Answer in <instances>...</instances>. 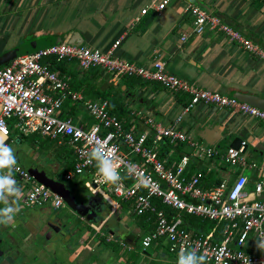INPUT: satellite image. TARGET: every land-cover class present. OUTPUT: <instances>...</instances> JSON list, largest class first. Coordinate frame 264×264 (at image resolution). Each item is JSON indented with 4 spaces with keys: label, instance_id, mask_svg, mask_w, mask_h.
<instances>
[{
    "label": "built area",
    "instance_id": "2783aa9c",
    "mask_svg": "<svg viewBox=\"0 0 264 264\" xmlns=\"http://www.w3.org/2000/svg\"><path fill=\"white\" fill-rule=\"evenodd\" d=\"M169 1L162 0L152 8L161 12ZM186 12L193 18L194 35L200 36L206 31L222 33L230 42L264 61V50L218 19L192 4H188ZM141 13L145 15L147 9ZM186 40L185 36L181 38V42ZM119 44L120 41L115 42L106 52L84 45L53 46L1 67L0 140L13 142V130L17 137L39 135L65 143L74 158V167L64 175L65 181L89 174L91 182L85 186L91 195L106 201L113 213L123 203H130L128 217L151 216L154 228L140 240L144 252L154 245L164 246L173 258L172 264H176L185 248H194L204 255L206 264H264V249L257 247V242L264 239V199H259L264 195V180L255 182L251 191L247 190L245 175H238L231 183L223 180L204 188L202 172L191 174L189 171L191 154L171 160L173 146L180 145L191 149L199 161L218 158L230 168L257 170L256 163L247 162L246 141H241L238 148L218 151L196 138L192 131L182 129L181 123L183 116L199 104L230 110L263 123L264 111L200 89L168 73L166 64L158 59L147 67L119 59L113 54ZM51 57L57 62H75L81 71L97 68L117 78L158 83L170 94L188 96L189 104L168 126L155 122L146 111L137 110L131 113V126L126 129L122 120L110 112L108 101L85 100L81 93L71 89L65 77L50 69L49 61L42 63ZM66 101L78 105L79 121L61 117ZM86 117L91 123H87ZM165 144L169 150L161 158ZM94 150L115 159L122 177L120 184H107L99 176L95 161L90 158ZM13 175L24 191L21 200L24 208L65 207L61 197L18 164ZM153 201L165 206L169 213L157 209ZM183 216L210 221L216 226L223 224L222 239L215 241V230L203 235L185 228ZM100 230L101 227L97 234L103 235ZM250 240L254 253L245 251ZM107 241L111 242L112 237Z\"/></svg>",
    "mask_w": 264,
    "mask_h": 264
},
{
    "label": "crops",
    "instance_id": "0c3cea01",
    "mask_svg": "<svg viewBox=\"0 0 264 264\" xmlns=\"http://www.w3.org/2000/svg\"><path fill=\"white\" fill-rule=\"evenodd\" d=\"M161 1L0 0V54L14 45H18L22 37L28 35L36 37L76 31L82 36L84 46L106 52L112 48L115 42L120 41L118 47L113 51L115 57L137 66L146 67L158 59L166 64L168 73L195 84L200 89L217 92L227 97L233 91L264 97V61L262 59L247 53L238 44L230 42L222 33L206 31L200 36L194 35L192 32L193 18L186 12L190 3L186 0H170L161 12L153 10L152 7ZM201 1L215 7L264 42V0ZM145 9H147V13L142 15L141 12ZM183 36L187 37L185 42H181ZM76 68L78 69L75 62L70 63V71H74ZM105 75L107 74L99 77L95 84L100 89H106L107 86L113 84L114 88L118 90L117 97L121 98L122 103L130 111L129 117L121 119L123 124L128 126L127 128L131 126V113L137 110L146 111L155 122L168 126L181 115L183 108L189 104L188 96L170 94L158 83L144 82L140 79L143 83L140 82V84L129 87L123 84L124 79L117 77L109 79L111 75L108 74L107 78ZM145 83L146 85H143ZM119 86L126 87L125 95ZM78 113V116L74 117L76 118L75 122L79 121ZM84 119L87 120V123H91L89 119ZM197 123L204 127H219L220 138L211 146L218 151L223 152L230 148L235 139L264 141L263 122L243 117L230 110L199 104L183 116L182 129L192 131L196 138L204 142L194 133V126ZM11 137L14 141L26 140L35 151L49 144L56 161L65 167V174L69 172L71 166L74 167L72 151L65 143L59 144L57 141H50L39 135L17 137L13 130ZM54 145L57 148H52ZM176 148H179V153H175ZM173 149L174 154L171 159L175 161L182 154H191L190 173L205 172V176L212 175L209 180V184L211 183L212 186L215 185L212 183L217 180L220 182L227 180L231 183L238 175H245L248 178L247 190L251 191L255 182L264 180V159L254 153L251 148L246 152L247 162L249 164L256 163L257 170L230 168L218 158L199 161L191 149L180 145L173 146ZM17 155L19 157L18 153ZM17 164L39 182L35 173L26 170L18 161ZM83 178H87L88 183L91 182L89 174L74 180H77L76 183L85 185L87 183ZM73 181L65 182L72 183ZM102 201L105 207L103 206V214H100V221L103 219L101 233L109 226L110 222L115 221L118 235L123 236L120 246L125 250L127 248L128 252H135L138 241L140 242L141 238L150 230L142 229L137 222L133 225V229H130L129 226L125 228L126 219L123 216L128 217L127 210L129 208L124 211L121 206L118 211L113 213L110 205L103 199ZM123 204L127 205V203ZM3 206L0 204V207ZM20 208L21 210L16 216L15 228L22 226L27 231L33 225V220L26 214V210L34 208L26 209L21 202ZM81 221L87 225L91 224L84 218H81ZM61 223L63 222L59 220L48 225L59 227ZM96 236L98 234L94 238H97ZM110 236L113 237V234ZM62 237L64 238L65 235ZM73 239H75L80 252L81 249H84V245L81 243L84 241L86 243L89 237L84 234L74 236ZM92 241L93 248H99L100 242ZM99 249L100 252L96 256L104 258V262L100 264H104L106 261L108 264L133 263L131 257L119 256L118 258L112 251L104 253L101 248ZM245 251L255 252L251 240ZM139 255H141V262L135 264H172L173 262L166 247L161 245H154Z\"/></svg>",
    "mask_w": 264,
    "mask_h": 264
},
{
    "label": "rangeland",
    "instance_id": "374dc122",
    "mask_svg": "<svg viewBox=\"0 0 264 264\" xmlns=\"http://www.w3.org/2000/svg\"><path fill=\"white\" fill-rule=\"evenodd\" d=\"M29 36L22 37L17 46L22 45ZM8 145L15 150L16 160L19 164L31 173H35L38 180L48 179L60 183H67L64 181L65 167L56 161L49 144L38 151L33 150L31 145L24 139L15 140ZM52 148L57 147L54 145ZM83 180L88 183L87 178H83ZM76 182L77 180H74L72 184ZM26 211L29 218L33 220V225L28 228L29 230L25 231L22 226H17V228L7 226L9 230L15 231L14 235L0 234V238L5 242L6 250L9 251L10 248L13 250L12 256L14 257V264H100L104 262V258L103 256H96L100 252L99 248L104 253L107 251L114 252L118 258L119 256H127L131 257L134 263L141 262V255L139 254L143 250L140 247V242L138 241L136 244L137 250L135 252H128L126 251L127 249L122 248L120 246L122 243L121 236L118 235L115 221L110 222L109 226L102 230V236L98 234L96 236L97 238H94L98 233V228H102L101 223L85 224L81 221V214H76L67 205L60 209L43 206ZM82 218L86 219V215L83 214ZM123 218L126 219L124 227L128 228L129 226L130 229H133V225L136 223L134 217L126 218L124 215ZM59 220L66 224V227L61 229L65 234L64 238L62 237L63 235L60 234L59 236V233L50 231L51 227L48 225L49 223H56ZM111 233L113 234L112 241L108 242L107 239ZM84 234L89 237V240L86 243L85 241L81 243L84 245V249H81L79 252L78 245L73 237ZM65 238L69 239L67 240ZM92 240L101 243H99V248H93L94 243ZM12 242H14L13 245H11ZM104 264H108V262L106 261Z\"/></svg>",
    "mask_w": 264,
    "mask_h": 264
},
{
    "label": "water",
    "instance_id": "95a60500",
    "mask_svg": "<svg viewBox=\"0 0 264 264\" xmlns=\"http://www.w3.org/2000/svg\"><path fill=\"white\" fill-rule=\"evenodd\" d=\"M188 3L202 9L210 16L218 19L222 24L230 27L240 35H242L247 40L254 43L256 46L264 50V42L258 37L252 35L247 31L242 25L236 23L227 15L221 13L215 7H212L201 0H186ZM60 45H70V46H83L84 40L80 34L76 31H71L69 33H63L59 35H42V36H32L30 35L28 39L22 45H14L13 47L7 49L0 54V68L4 67L13 61L28 55L35 54L41 50H46L53 46ZM123 95L126 93L125 86H119ZM229 98L235 99L238 102L247 104L251 107L264 111V97L251 94L243 93L239 91H233L229 95ZM194 133L202 139L205 143L212 146L220 138L219 127H204L202 124H196L194 126ZM240 139H235L231 144V148H238L241 143ZM249 148L253 150L254 153L258 154L259 157L264 159V141H246V152ZM39 183L45 185L53 193L61 197L64 203L76 214L86 215V220L90 223H99L100 214H103V201L99 196L91 195L89 189L83 183H60L54 180L40 179ZM94 187V186H93ZM260 200L264 199V195L259 197ZM50 227L55 231L59 232L60 228L58 226L50 224ZM112 234V233H111ZM123 237V236H121ZM5 253V242L0 239V264H10L9 261L3 259ZM146 254V253H145ZM148 254V253H147ZM156 256V255H155ZM154 256V257H155Z\"/></svg>",
    "mask_w": 264,
    "mask_h": 264
},
{
    "label": "trees",
    "instance_id": "16d2710c",
    "mask_svg": "<svg viewBox=\"0 0 264 264\" xmlns=\"http://www.w3.org/2000/svg\"><path fill=\"white\" fill-rule=\"evenodd\" d=\"M47 61L50 62L51 70L57 71L60 73L61 76L65 77V79L69 82V85L72 90L80 92L84 96V98L88 99L89 101H94L99 99L108 101L110 112L116 115L120 120L123 119V117L126 118L129 117L130 111H128L125 105L122 103L121 98L117 97L118 90L114 88L113 84L107 86L106 89L97 88L95 82L98 80L99 77L107 73L97 68L94 69L92 68L87 71H80L79 69L76 68L74 71H70L69 70L70 63H74V62L66 61V60L57 62L56 58L54 57L44 60V62L42 63H45ZM107 75H105V78H107ZM111 77L114 78L115 76L111 75L109 79H111ZM122 79H124V82L122 81L123 84L126 86L128 85L129 87L134 86V84H140V82H142L138 78H127V79L122 78ZM143 85H146V83ZM77 113H78L77 104H73L69 101H66L63 104L62 112H61L62 118L75 117ZM124 126L125 128L128 127L126 124ZM168 150L169 147L167 144H165L163 146V150L161 151V158L167 155ZM179 152H180L179 148H176L175 153H179ZM70 168L71 169H69V171L73 169V166H71ZM202 174H203L202 187L204 188L213 187L212 185H210L211 183L209 184V180L211 179L212 175L209 174L208 176H205V172H202ZM219 183L220 181L217 180L215 183L212 184L218 185ZM153 204L156 206L157 209L169 213V210L165 206L161 205L159 202L153 201ZM129 207H130V203H127V205L123 204L122 210L126 211L127 208ZM134 219L141 226L142 229L152 230L154 228L152 224V218L149 214L142 216H135ZM101 221H103V219ZM101 221L99 223H101ZM183 226L189 230H192L196 233H201L203 235H207L212 230H215L214 231L215 241L219 242L222 239L223 228H224L223 224L216 226L215 223L210 221H201L199 219L190 216H183ZM132 264L135 263L133 262Z\"/></svg>",
    "mask_w": 264,
    "mask_h": 264
},
{
    "label": "clouds",
    "instance_id": "9594fccd",
    "mask_svg": "<svg viewBox=\"0 0 264 264\" xmlns=\"http://www.w3.org/2000/svg\"><path fill=\"white\" fill-rule=\"evenodd\" d=\"M95 161L97 172L107 184L118 185L122 177L114 158L99 151H93L90 157ZM17 166L15 150L0 140V226H16V216L19 214L20 202L24 197V191L14 178V170ZM257 247L264 249V239L257 242ZM176 264H206V257L198 254L194 248L182 249L178 255Z\"/></svg>",
    "mask_w": 264,
    "mask_h": 264
},
{
    "label": "flooded vegetation",
    "instance_id": "af4514ba",
    "mask_svg": "<svg viewBox=\"0 0 264 264\" xmlns=\"http://www.w3.org/2000/svg\"><path fill=\"white\" fill-rule=\"evenodd\" d=\"M66 227V224L65 223H61V224H59V228H60V230H59V232H57V233H59V235L61 234V235H65L64 233H63V231H61V229H63V228H65ZM15 228V227H14ZM8 228L6 227V226H0V234H6V235H9V234H13L14 235V232L15 231H11V230H7ZM50 231H54L53 229H50ZM55 232V231H54ZM1 239V238H0ZM2 240V239H1ZM8 241H9V239H8ZM10 243V242H9ZM13 243L14 242H12V244L11 245H13ZM12 248H10L9 249V251L8 250H6V248H5V253H4V257H3V259H6L7 261H9L10 262V264H14V257L12 256V251L13 250H11Z\"/></svg>",
    "mask_w": 264,
    "mask_h": 264
}]
</instances>
